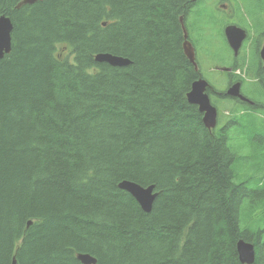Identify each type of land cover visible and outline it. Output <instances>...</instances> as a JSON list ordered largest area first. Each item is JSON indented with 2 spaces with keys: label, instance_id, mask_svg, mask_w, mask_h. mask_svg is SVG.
<instances>
[{
  "label": "trees",
  "instance_id": "1",
  "mask_svg": "<svg viewBox=\"0 0 264 264\" xmlns=\"http://www.w3.org/2000/svg\"><path fill=\"white\" fill-rule=\"evenodd\" d=\"M21 1L0 0V264H245L240 239L264 264V188L186 98L182 0ZM124 179L155 186L151 211Z\"/></svg>",
  "mask_w": 264,
  "mask_h": 264
},
{
  "label": "rangeland",
  "instance_id": "2",
  "mask_svg": "<svg viewBox=\"0 0 264 264\" xmlns=\"http://www.w3.org/2000/svg\"><path fill=\"white\" fill-rule=\"evenodd\" d=\"M231 21L246 26L252 33L259 32L258 28L255 30L256 22L252 14L229 16L217 11L196 12L185 19L198 69L210 84L220 76L216 67L232 60L233 55L223 33L224 26ZM244 91L247 93V90ZM219 109L226 111L227 106ZM262 114L256 124L250 117L253 113L237 114V122L231 124L228 131V144L237 155L232 165L236 174L234 181L245 182V186L251 189L264 188V111ZM246 201L248 199H244L242 203ZM30 224L29 220L28 225Z\"/></svg>",
  "mask_w": 264,
  "mask_h": 264
},
{
  "label": "flooded vegetation",
  "instance_id": "3",
  "mask_svg": "<svg viewBox=\"0 0 264 264\" xmlns=\"http://www.w3.org/2000/svg\"><path fill=\"white\" fill-rule=\"evenodd\" d=\"M181 9L187 15L217 11L229 16L252 14L255 17V30L259 29L257 34L231 21L245 29L246 38L237 53L232 52L233 57L228 65L218 67L220 76L209 85L217 106H227L226 113L219 110L217 129L225 127L228 136L231 124L237 122V114L259 111V116L263 115L260 112L264 111V62L260 50L264 42V0H182ZM234 89L237 90L236 94L233 93ZM238 94L247 100L241 99Z\"/></svg>",
  "mask_w": 264,
  "mask_h": 264
},
{
  "label": "water",
  "instance_id": "4",
  "mask_svg": "<svg viewBox=\"0 0 264 264\" xmlns=\"http://www.w3.org/2000/svg\"><path fill=\"white\" fill-rule=\"evenodd\" d=\"M35 0H24V2H34ZM18 5V4H17ZM17 7V6H16ZM19 7V5H18ZM12 26L9 19L1 18L0 19V52L4 50H9L10 48V36L9 32ZM224 34L227 39V42L230 47L236 52L240 46L242 40L245 37V32L242 28L235 25H227L224 28ZM186 36V35H185ZM184 50L186 55L190 60H194L193 50L191 44L188 41L184 43ZM262 58L264 59V44L261 50ZM95 61L102 63H108L112 66H123L127 65L129 61L127 59L121 58L115 54L110 53H101L97 54ZM207 87V81L203 78H198L192 86L190 91L187 93V100L198 106V110L203 114L202 122L207 128H214L216 125V116L217 110L209 100L208 94L205 92ZM234 94L237 93L233 90ZM119 187L125 189L129 194H131L135 199H137L141 207L149 212L152 209V205L157 193L154 191V185L150 184L148 186L139 185L133 181L121 180L118 183ZM240 253V258L242 261L248 263L253 261V250L252 248H238ZM77 259L82 264H96L97 260L95 257L89 253H79L77 254ZM11 264H16V261L13 259Z\"/></svg>",
  "mask_w": 264,
  "mask_h": 264
},
{
  "label": "bare ground",
  "instance_id": "5",
  "mask_svg": "<svg viewBox=\"0 0 264 264\" xmlns=\"http://www.w3.org/2000/svg\"><path fill=\"white\" fill-rule=\"evenodd\" d=\"M36 1V0H35ZM34 1V2H35ZM34 2H32V3H34ZM31 2L29 3V2H24V0H22L18 5H19V7H20V5H23V4H32ZM18 5H17V7H18ZM1 18H5V19H9V21H10V23H11V26H12V28H11V30H10V32H9V36H10V48H9V50H2L1 52H0V59L1 58H3V56H4V54L5 53H8V52H10V50H11V47H12V43H11V33H12V30H13V23L11 22V20H10V18L9 17H7V16H0V19ZM166 22V21H165ZM182 29H183V35H184V42H183V50H184V43H185V41H187V28H186V26L184 25V24H182ZM63 31V30H62ZM67 31V30H66ZM64 32V31H63ZM62 32V33H63ZM69 32V31H68ZM68 34V33H67ZM186 35V36H185ZM74 36V35H73ZM66 37V36H65ZM37 38H38V36H37ZM75 39V38H74ZM52 40V39H51ZM73 40V39H72ZM184 52H185V50H184ZM98 54H101V53H98ZM186 54V53H185ZM96 56V55H95ZM187 56V55H186ZM119 57H121V56H119ZM188 57V56H187ZM121 58H124V57H121ZM189 58V57H188ZM48 59V58H47ZM95 59H96V57H95ZM124 59H127L128 61H129V63L128 64H130L131 63V61H130V59H128V58H124ZM49 60V59H48ZM190 60V59H189ZM193 64H194V66H195V68L197 69V65H196V63H195V60H190ZM48 63V62H47ZM127 64V65H128ZM198 80V79H197ZM196 81V80H195ZM195 81H193L192 82V84L195 82ZM192 84H191V86H192ZM119 186V185H118ZM121 188V187H120ZM121 189H123V188H121ZM125 190V189H124ZM137 200V199H136ZM138 201V200H137ZM138 203L140 204V202L138 201ZM140 206H141V204H140ZM142 208V207H141ZM143 209V208H142ZM144 210V209H143ZM145 211V210H144ZM145 212H147V211H145ZM237 251H238V248H242V247H246V248H252V250H253V261H254V258H255V247H254V244L253 243H250V242H246V241H243L242 239H240L238 242H237ZM238 258H239V261L241 262V263H245V264H252L253 263V261L252 262H250V263H248V262H246V261H242L241 260V258H240V253H239V251H238ZM15 260L16 261V259L13 257L12 258V260ZM12 260H11V263H12ZM16 264H17V261H16Z\"/></svg>",
  "mask_w": 264,
  "mask_h": 264
}]
</instances>
